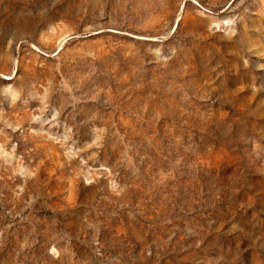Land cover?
Here are the masks:
<instances>
[{"label":"rangeland","instance_id":"374dc122","mask_svg":"<svg viewBox=\"0 0 264 264\" xmlns=\"http://www.w3.org/2000/svg\"><path fill=\"white\" fill-rule=\"evenodd\" d=\"M0 264H264V0H0Z\"/></svg>","mask_w":264,"mask_h":264}]
</instances>
